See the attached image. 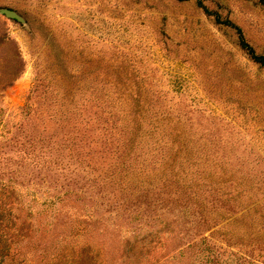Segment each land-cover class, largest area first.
Segmentation results:
<instances>
[{"label": "rangeland", "instance_id": "rangeland-1", "mask_svg": "<svg viewBox=\"0 0 264 264\" xmlns=\"http://www.w3.org/2000/svg\"><path fill=\"white\" fill-rule=\"evenodd\" d=\"M264 55L259 0H203ZM5 264H264V65L197 0H0Z\"/></svg>", "mask_w": 264, "mask_h": 264}, {"label": "trees", "instance_id": "trees-1", "mask_svg": "<svg viewBox=\"0 0 264 264\" xmlns=\"http://www.w3.org/2000/svg\"><path fill=\"white\" fill-rule=\"evenodd\" d=\"M184 1V0H183ZM198 1V4L203 7V9H205L206 13L209 14V15H217L216 16V20L217 22L219 23H224L226 25H229V26H232L234 27L237 32H238V35H239V42H240V45L241 47L246 50V52L249 54L250 58L258 63V64H261V65H264V55L262 54H258L254 47L247 41V39L245 38V35L243 33V30L241 27H239L238 25L234 24L231 20H221V16H219L218 14H214V12H212L211 10H209L203 0H197ZM260 3L264 6V0H259ZM3 256L0 254V264H5L4 260H2Z\"/></svg>", "mask_w": 264, "mask_h": 264}, {"label": "water", "instance_id": "water-1", "mask_svg": "<svg viewBox=\"0 0 264 264\" xmlns=\"http://www.w3.org/2000/svg\"><path fill=\"white\" fill-rule=\"evenodd\" d=\"M0 13L6 15L8 18L15 19L21 22H25L24 17L19 12L11 8H6V7L0 8Z\"/></svg>", "mask_w": 264, "mask_h": 264}]
</instances>
